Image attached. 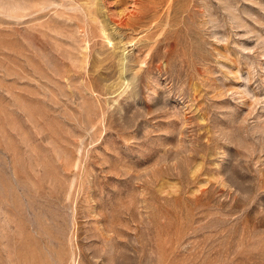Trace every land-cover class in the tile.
Masks as SVG:
<instances>
[{"label": "rangeland", "instance_id": "rangeland-1", "mask_svg": "<svg viewBox=\"0 0 264 264\" xmlns=\"http://www.w3.org/2000/svg\"><path fill=\"white\" fill-rule=\"evenodd\" d=\"M0 264H264V0H0Z\"/></svg>", "mask_w": 264, "mask_h": 264}, {"label": "bare ground", "instance_id": "bare-ground-1", "mask_svg": "<svg viewBox=\"0 0 264 264\" xmlns=\"http://www.w3.org/2000/svg\"><path fill=\"white\" fill-rule=\"evenodd\" d=\"M140 14V13H139Z\"/></svg>", "mask_w": 264, "mask_h": 264}]
</instances>
